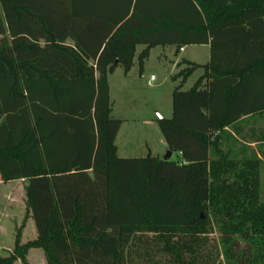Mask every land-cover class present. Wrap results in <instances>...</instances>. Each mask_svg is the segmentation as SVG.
<instances>
[{"label": "trees", "instance_id": "trees-1", "mask_svg": "<svg viewBox=\"0 0 264 264\" xmlns=\"http://www.w3.org/2000/svg\"><path fill=\"white\" fill-rule=\"evenodd\" d=\"M139 46L140 73L209 47L157 120L177 161L117 154L108 79ZM263 173L264 0H0V177L37 232L0 264H264Z\"/></svg>", "mask_w": 264, "mask_h": 264}, {"label": "rangeland", "instance_id": "rangeland-1", "mask_svg": "<svg viewBox=\"0 0 264 264\" xmlns=\"http://www.w3.org/2000/svg\"><path fill=\"white\" fill-rule=\"evenodd\" d=\"M143 49L142 46L137 47L133 73L125 81L123 88L111 79V100L114 107L112 117L119 120L127 119L129 115L132 116L135 113L136 119L142 121L151 118L155 124L149 127H144L139 123L130 125L128 129L130 127L132 129L133 126L136 131L128 140L127 146L125 145L130 152L125 154L121 149L118 156L120 158H146L150 155L164 159L167 151L161 148V141L164 138L156 121L160 118L169 119L172 116V99L169 93L177 86L171 78V75L177 72L176 62L182 57H187L196 63H206L208 50L189 47L185 54H176L175 49L170 47L154 48L150 51L141 74L138 54ZM120 70L118 69L117 74H120ZM200 74L201 72L194 73L183 89H190ZM120 89L125 92V97ZM119 143L122 147V140ZM177 157L173 154L172 160L177 161ZM27 210L24 184L3 183L0 177V258L8 257L14 251L18 240L21 245H25L37 238L34 222L26 217ZM211 238L218 240L219 237L215 234ZM15 264L47 263L44 253L34 249L27 253L25 263L18 260Z\"/></svg>", "mask_w": 264, "mask_h": 264}, {"label": "crops", "instance_id": "crops-1", "mask_svg": "<svg viewBox=\"0 0 264 264\" xmlns=\"http://www.w3.org/2000/svg\"><path fill=\"white\" fill-rule=\"evenodd\" d=\"M189 47H196V48H206L207 50H208V58H207V61H206V63H208V61H209V47L208 46H189ZM189 47H184V48H182L179 52H177L176 51V48L175 47H170V48H173V49H175V53L176 54H185L186 53V51H187V49L189 48ZM182 61H188V62H192V63H196L195 61H192V59L190 58V59H188L187 57H182V59L180 60V59H178L177 60V62H176V69H177V72L179 71V67H178V65H179V63L180 62H182ZM206 63H196V64H200V65H204V64H206ZM134 64H135V61H134ZM133 68H134V66H133ZM133 68L131 69V71L128 73V74H125V72H124V70H123V68H117L116 70H115V72L112 74V75H110L109 76V79H108V81H109V87H110V99L112 98V88H111V79H113L114 81H116V83L117 84H119V85H121V88H123V86H125V84H126V80L127 79H129L130 77H131V75H132V71H133ZM118 69H121L120 71V74H117V71H118ZM143 72V71H142ZM176 72V73H177ZM196 72H201V74L199 75V77L200 76H202V74H203V71L202 70H198V71H196ZM195 72V73H196ZM176 73H174V75L176 74ZM142 74V73H141ZM172 76L173 75H171V78H172ZM199 77H198V79H199ZM197 79V80H198ZM196 80V81H197ZM188 81V80H187ZM174 82V81H173ZM129 83H131V80H129ZM175 83H177V82H175ZM187 83V82H186ZM185 83V84H186ZM196 83V82H195ZM194 83V84H195ZM185 84H184V86H185ZM177 85H178V83H177ZM184 86H183V88H184ZM194 86V85H193ZM192 86V87H193ZM191 87V88H192ZM121 90V89H120ZM185 90V89H184ZM174 91V90H173ZM173 91H171L170 93H169V96H171V99H172V93H173ZM121 93H122V95L125 97L126 95H125V92H123L122 90H121ZM131 100V99H130ZM111 102H112V100H111ZM130 102V101H129ZM113 105V104H112ZM113 109H114V107H113ZM133 109V108H132ZM134 110V109H133ZM152 110V109H151ZM133 112H136V111H133ZM172 113H173V110H172ZM112 114H113V111H112ZM136 117H137V115L134 113V115H132V116H130L129 115V117L127 118V119H120V120H122L123 121V123H122V125H121V128H120V131H119V133H118V135H117V138H116V142H115V144H116V146H117V154L119 155L120 153H121V149L123 150V152L125 153V154H129V152H130V149H128V148H126L125 147V145L127 146V144H128V140H130L131 138H132V136H133V134L134 133H136V131L134 130L135 128L132 126V129H131V127H130V129H128L129 128V126L130 125H138L137 123H139V124H142V125H144V127H149V126H152V125H154L155 124V122L151 119V118H149V119H143L142 121H140V119H136ZM172 117V116H171ZM170 117V118H171ZM157 122V121H156ZM128 129V130H127ZM122 140V147H121V145H120V141ZM252 146L254 147V148H257V145L256 144H252ZM161 148H163V149H165V151H167V153L169 152V150H168V147H167V144H166V142H165V140H163V141H161ZM150 152H151V150H150ZM173 156V155H172ZM15 183H23L24 184V186H25V182L24 181H16V182H10L9 184H15Z\"/></svg>", "mask_w": 264, "mask_h": 264}, {"label": "water", "instance_id": "water-1", "mask_svg": "<svg viewBox=\"0 0 264 264\" xmlns=\"http://www.w3.org/2000/svg\"><path fill=\"white\" fill-rule=\"evenodd\" d=\"M172 157V153L168 152L167 155L165 156V158L163 160L167 161Z\"/></svg>", "mask_w": 264, "mask_h": 264}, {"label": "built area", "instance_id": "built-area-1", "mask_svg": "<svg viewBox=\"0 0 264 264\" xmlns=\"http://www.w3.org/2000/svg\"><path fill=\"white\" fill-rule=\"evenodd\" d=\"M152 80H153V77H152Z\"/></svg>", "mask_w": 264, "mask_h": 264}]
</instances>
